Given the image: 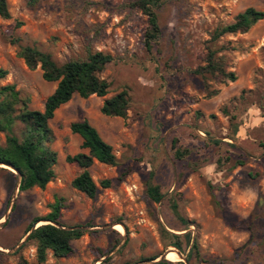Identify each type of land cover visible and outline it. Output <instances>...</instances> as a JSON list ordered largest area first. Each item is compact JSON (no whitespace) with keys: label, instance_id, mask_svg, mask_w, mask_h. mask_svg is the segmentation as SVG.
<instances>
[{"label":"rangeland","instance_id":"obj_1","mask_svg":"<svg viewBox=\"0 0 264 264\" xmlns=\"http://www.w3.org/2000/svg\"><path fill=\"white\" fill-rule=\"evenodd\" d=\"M134 1L8 0L11 18L0 16V88L15 85L31 109L43 110L57 82L44 80L40 66L29 69L19 44L50 53L59 63L85 58L89 50L114 57L101 74L109 94L76 95L50 121L58 162L45 189L16 191V172L0 165L4 264L21 258L39 264L27 231L58 198L64 205L61 224L83 227L85 234L73 241V255L50 251L43 264H135L176 250L186 261L179 255L166 258L169 264H264V19L217 41L236 81L220 83L194 72L205 65L214 30L249 7L264 11V0H163L157 9L161 36L151 49L145 44L148 17L132 7ZM123 90L130 96L127 117L102 114L104 100ZM85 119L118 158L116 166H91L99 186L113 180L95 199L72 186L82 168L66 161L67 154L82 151L70 126ZM0 138L5 142L6 133ZM175 140L189 151L180 160ZM150 180L164 194L161 202L147 194ZM174 198L188 225L173 213ZM187 234L189 243L184 237L182 249L174 246L172 235ZM195 242L198 250L191 253Z\"/></svg>","mask_w":264,"mask_h":264},{"label":"trees","instance_id":"obj_2","mask_svg":"<svg viewBox=\"0 0 264 264\" xmlns=\"http://www.w3.org/2000/svg\"><path fill=\"white\" fill-rule=\"evenodd\" d=\"M36 2V0H34ZM163 0H135L133 8L141 10L148 17V28L145 32V44L151 49L154 42L161 36L157 9ZM0 16L10 19L8 0H0ZM264 19V11L249 7L238 14L233 23L218 26L211 37V45L207 48L205 65L198 67L194 72L202 76L210 75L220 83L236 81L237 75L234 71H228L225 57L219 55L224 47H218L217 41L225 35L248 32L257 22ZM18 55L24 59L29 69H42V76L48 82H57V87L50 94L44 104L43 110L31 109L27 100L20 96V91L15 85H6L0 88V132L6 133V140L0 138V163L12 165L21 174L20 191H28L35 187L45 189L55 178L54 167L58 162V153L51 144L55 140V134L50 126L57 110L70 102L74 96L89 98L92 95L105 97L110 92L109 81L102 77V73L114 60L109 53L89 50L85 58L71 59L64 63L57 62L50 53H47L32 45H18ZM2 74L4 72L0 71ZM3 76V75H1ZM218 90L212 94H217ZM130 109V96L127 90H123L110 98H106L101 106V113L111 117L126 118ZM19 128V132L15 128ZM71 131L79 134L83 141L81 147L88 152L67 154L66 161L75 163L82 172L72 180V186L85 193L88 197L95 199L100 193V188L112 186V179H103L100 186L95 182L90 168L95 160L100 163L116 166L118 158L113 146L100 134L98 129L88 120L73 122ZM175 156L178 160L188 154V150H182L177 141L173 143ZM147 194L154 202H161L164 194L158 185L151 180L147 183ZM51 211L42 219H35L29 226L31 233L28 241H32L36 247V258L39 264L47 261L48 253L51 251L55 257H69L74 254L73 241L80 239L85 231L81 228L64 229L54 223L61 224L62 209L64 208L62 198L56 199L50 205ZM171 209L184 224H189L180 212L175 198L171 199ZM40 220H49L50 223L33 226ZM52 222V223H51ZM66 227L65 225L61 224ZM162 233L166 229L161 225ZM176 241L174 246L182 249L181 240L185 237L190 242V235H172ZM198 245L195 242L193 252H197ZM160 255L143 258L138 263L149 264ZM164 259L155 264H169ZM0 264H4L0 261ZM18 264H29L21 258ZM130 264V263H127ZM183 264V263H181Z\"/></svg>","mask_w":264,"mask_h":264},{"label":"water","instance_id":"obj_3","mask_svg":"<svg viewBox=\"0 0 264 264\" xmlns=\"http://www.w3.org/2000/svg\"><path fill=\"white\" fill-rule=\"evenodd\" d=\"M0 165H2V166H6L7 168H10V169H12V170H14V171L16 172V174H17V176H18V183H17V185H16V191L20 190V183H21V178H22V177H21V174L19 173V171H18L17 169H15L12 165H9V164H6V163H0ZM14 200H15V199L13 198L11 204H13V201H14ZM5 217H6V219H7V215H6ZM40 221H44L45 223H50L49 220H40ZM40 221H39V222H40ZM39 222H38V223H39ZM38 223H37V224H38ZM45 223H44V224H45ZM51 223H52V222H51ZM37 224H35V225L33 226V229L39 226V225H37ZM54 224H55L56 226H58V227H62V228H64V229L83 228V227H64V226H62V225L59 224V223H54ZM31 231H32V230H30V231L28 232V235H27V237H26V240L28 239V237H29ZM0 252H3V251L0 250ZM168 253H169V252H166V253L163 254L160 258L158 257L156 260L149 262V264H155V263H158L159 261H162V260L166 259ZM176 253H177L178 255H180L181 258H184V260L186 261V257H185V256H184L179 250H176ZM167 259H168V258H167ZM135 264H136V263H135ZM138 264H144V263H138Z\"/></svg>","mask_w":264,"mask_h":264},{"label":"bare ground","instance_id":"obj_4","mask_svg":"<svg viewBox=\"0 0 264 264\" xmlns=\"http://www.w3.org/2000/svg\"><path fill=\"white\" fill-rule=\"evenodd\" d=\"M116 227L120 230V231H124V228H123V226L122 225H120V224H116ZM167 258L169 259V260H172V259H174V260H178V259H180V257H179V255L175 252V251H170L169 253H168V255H167Z\"/></svg>","mask_w":264,"mask_h":264},{"label":"crops","instance_id":"obj_5","mask_svg":"<svg viewBox=\"0 0 264 264\" xmlns=\"http://www.w3.org/2000/svg\"><path fill=\"white\" fill-rule=\"evenodd\" d=\"M93 96V95H92ZM69 103V102H68ZM103 104V103H102ZM102 104H101V106H102ZM66 105V104H65ZM64 106V105H63ZM60 109V108H59ZM58 109V110H59ZM101 109V108H100ZM57 110V111H58ZM86 120V119H85ZM93 126H95L97 129H98V127L93 123V122H91V120H88ZM99 131V130H98ZM78 137H77V140L79 141V143L80 144H82V141H83V139H82V137L79 135V134H76ZM81 152H85V153H87L88 152V150L87 149H83V148H81ZM95 162H97V160H95Z\"/></svg>","mask_w":264,"mask_h":264}]
</instances>
